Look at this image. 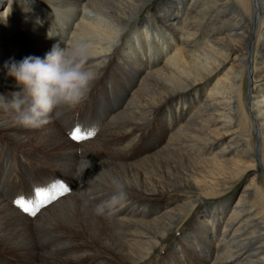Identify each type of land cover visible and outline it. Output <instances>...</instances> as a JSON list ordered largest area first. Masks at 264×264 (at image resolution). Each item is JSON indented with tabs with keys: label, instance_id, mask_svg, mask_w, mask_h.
I'll list each match as a JSON object with an SVG mask.
<instances>
[{
	"label": "bare ground",
	"instance_id": "1",
	"mask_svg": "<svg viewBox=\"0 0 264 264\" xmlns=\"http://www.w3.org/2000/svg\"><path fill=\"white\" fill-rule=\"evenodd\" d=\"M4 17L6 100L21 90L6 63L43 58L73 20L62 47L86 44L98 78L78 106L38 128L0 107L1 255L17 264H264V95L249 105L264 93V0H9ZM129 25L118 47L109 43ZM25 27L49 36L37 39ZM161 34L174 53L156 40ZM79 106L84 128L95 112L114 111L96 135L77 142L63 129L75 126L65 122ZM52 169L73 186L71 195L36 216L6 198L15 187H37ZM114 178L127 196L97 215ZM244 179L227 213L226 197Z\"/></svg>",
	"mask_w": 264,
	"mask_h": 264
},
{
	"label": "clouds",
	"instance_id": "2",
	"mask_svg": "<svg viewBox=\"0 0 264 264\" xmlns=\"http://www.w3.org/2000/svg\"><path fill=\"white\" fill-rule=\"evenodd\" d=\"M89 52V47L82 42L68 47H62L58 42L43 58L11 59L5 65L7 75L15 79L21 90L13 92L11 100L0 96V107L14 109L18 123L24 127L38 128L48 123L53 115L59 118L62 115L60 109L78 106L98 78L97 71L87 65ZM112 186L110 200L96 205L95 214H104L107 208L126 198L125 183L114 178Z\"/></svg>",
	"mask_w": 264,
	"mask_h": 264
},
{
	"label": "rangeland",
	"instance_id": "3",
	"mask_svg": "<svg viewBox=\"0 0 264 264\" xmlns=\"http://www.w3.org/2000/svg\"><path fill=\"white\" fill-rule=\"evenodd\" d=\"M0 2H2V6H0V17L2 16V18L5 16V11L7 10V7H8V5H9V0H0ZM21 10V15H23L24 17H23V19L25 20V21H27L29 18H26V9H23V8H21L20 9ZM15 11V10H14ZM13 15H14V12L11 14V21H13L14 19H13ZM143 16L144 17H146V16H148V13L146 12V13H143ZM27 17H28V15H27ZM42 17V16H41ZM5 18V17H4ZM78 18V17H77ZM41 20H42V18H41ZM76 20V19H75ZM44 21H45V19H44ZM39 22H41V21H39ZM3 24H5V21H4V23H3V21L1 22V25H3ZM71 24H73V26H75V24H74V20L72 21V23ZM71 24H69L68 25V27H65V29H64V31H65V37L63 38V39H61V40H58V42L61 44L62 43V45L61 46H64V45H66L67 43H69L70 42V38H71V36H72V33H70V30L71 29H73V28H70V26H72ZM61 26H62V23L60 24ZM40 26V25H39ZM72 26V27H73ZM45 27V26H44ZM25 28H27V29H31V31H36L37 33H36V35H34V37H36L37 39H39V38H41V37H48L49 36V34H48V32H44V31H42L41 32V30H33L34 28L33 27H25ZM46 28V27H45ZM49 29V28H48ZM47 29V30H48ZM129 29H132V27H130V25H129V27L128 28H125V29H123V30H121L119 33H114V35L112 36V37H110L109 38V40H110V42L109 43H111L112 42V45H116V47H118L119 46V44L118 43H120L121 41H122V37L124 36V34L125 33H127V32H130V30ZM49 32H50V29H49ZM34 32H32L31 34H33ZM38 34V35H37ZM74 34V33H73ZM131 34V33H130ZM165 36H167V34H164ZM74 36V35H73ZM131 36V35H130ZM69 37V38H68ZM157 37V36H156ZM59 38V37H58ZM75 38V37H74ZM73 38V39H74ZM161 39V41L159 42L160 44H162L163 42H165V41H168L169 43H171L170 44V48H168V53H170L171 51H172V53H174L175 52V46L173 45L174 44V41L172 40L171 41V38L170 39H165L164 40V38H162V34L161 35H159L158 37H157V39L156 40H158V39ZM134 39H136V40H138V38H137V34H135L134 35ZM148 41L149 42H152L153 41V35H151L150 37H148ZM157 42V41H156ZM162 42V43H161ZM121 44V43H120ZM154 44V41H153V43H151V45H153ZM165 46H167V44L165 43L164 44ZM173 48H174V50H173ZM166 56V54H164L163 55V57H165ZM189 61H191V59H188V62ZM199 61L200 62H202V59H199ZM192 62V61H191ZM194 62V61H193ZM231 62L232 61H229V62H227V64L223 67V68H220L219 70L220 71H218V72H216V74L215 75H213V77H211L209 80H208V82H207V84H206V86H209V85H212L213 84V86H214V83H215V81H216V79H217V77H219V75H222L223 73H225L228 69H229V67H230V65H231ZM201 64V63H200ZM186 65H188V63L186 64ZM189 66V65H188ZM212 86V87H213ZM261 89H264V88H261ZM203 91H205L206 92V88H203L202 89ZM251 91V89H250V87H249V92ZM262 95H264V93H263V91L262 90H259V94H257V95H255L254 96V99H250L249 100V105H251V103H253L254 101H255V99L256 98H261V97H263ZM262 99H264V97L262 98ZM257 101V100H256ZM114 104V103H113ZM93 105V101L92 102H90V106H92ZM94 107V106H93ZM264 107V106H263ZM79 108H81L80 106L78 107V110L76 109L75 110V112H77L76 114H75V112H74V114H73V116L71 117L73 120H72V124H69V123H67V122H65L66 123V125H79V123H78V118H79ZM112 109V110H111ZM114 111V108H109L108 110H106V112H104V114L102 113L100 116H99V111H97V112H95V117H97V120L95 121V123H93L92 125L91 124H89V126H87L86 127V129H94L95 130V133L97 134L100 130H101V128L103 127V125H104V122H105V120L112 114V112ZM99 117V118H98ZM106 117V118H105ZM103 119V120H102ZM103 121V122H102ZM83 125H84V122L82 123ZM94 125V126H93ZM100 125V126H99ZM73 128V127H72ZM71 128V129H72ZM83 128H84V126H83ZM67 134L69 133L68 132V130H66V128L65 129H63ZM95 134V135H96ZM69 135V134H68ZM22 151V150H21ZM16 152V151H15ZM34 152L36 153V154H40V152H36L35 151V149H34ZM18 155H22L21 154V152H16ZM20 153V154H19ZM23 172H24V174H25V172H26V170L24 169L23 170ZM62 174L61 173H59L58 171H56L55 169H52V173L50 174V175H41L40 176V181L41 182H39V183H37V181L35 182V184L37 185V186H46V185H48V184H50L51 182H53V181H59V182H63V183H65L69 188H70V192L68 193V194H66V195H63V196H61V197H58V199H56L55 200V203L57 202V201H59L60 199H62V197L64 198V197H67V196H69V195H71L73 192H74V188H73V186L69 183V182H67L66 180H64L63 178H62V176H61ZM47 178V179H46ZM74 183L76 184L77 183V180H75V178H74ZM247 181L248 180H246V179H244L237 187H235L231 192H230V194H229V196L227 195V199H228V201H230V204H229V207H228V209H227V213H228V211L232 208L231 206H235V201H237V199L240 197V194H241V192H242V190L244 189V187L246 186V183H247ZM71 188H73V191L71 190ZM33 189L34 188H32L31 187V185H29V188L28 189H24L23 190V188L20 186L19 187V189L18 188H16L15 187V189H13V191H11V193H9L8 195H6V198H8L9 200H10V203L14 206V207H16L20 212H22V213H24L22 210H20L14 203H13V201H14V199L16 198V197H18V196H23V197H30L31 195H32V193H33ZM10 195V196H9ZM210 198H212V197H210ZM206 200H207V197H206ZM214 200H217V199H214ZM52 203H54V201L52 202ZM52 203H50V204H52ZM234 203V204H233ZM50 204H48L47 206H45V207H43V208H46V207H48ZM233 204V205H232ZM204 206V204H202L201 205V207H203ZM201 207H199L198 209H197V211H199L200 209H201ZM43 208H41L40 210H42ZM24 214H26V213H24ZM38 214V213H37ZM36 214V215H37ZM35 215V216H36ZM186 225H187V221H186V223H185V227H186ZM184 227V228H185ZM178 229H180V228H178ZM178 229L176 230V232L175 233H173L172 232V238L170 239V240H168L167 241V246H171L173 243H174V240L176 239V237H178L179 236V233H178ZM182 230H183V228H182ZM171 233V232H170ZM175 238V239H174ZM157 251V253H158V250H156ZM0 264L2 263V264H17V262H15V258H13V256H11L10 254H5V255H1V251H0ZM9 261V263H5V261ZM7 261V262H8ZM12 261H14L15 263H13Z\"/></svg>",
	"mask_w": 264,
	"mask_h": 264
},
{
	"label": "snow or ice",
	"instance_id": "4",
	"mask_svg": "<svg viewBox=\"0 0 264 264\" xmlns=\"http://www.w3.org/2000/svg\"><path fill=\"white\" fill-rule=\"evenodd\" d=\"M68 134L71 139L79 142L92 138L96 133L94 129H86L76 125L69 130ZM69 192L70 188L65 183L53 181L46 186L35 187L30 197H16L13 203L24 213L35 216L41 208Z\"/></svg>",
	"mask_w": 264,
	"mask_h": 264
}]
</instances>
